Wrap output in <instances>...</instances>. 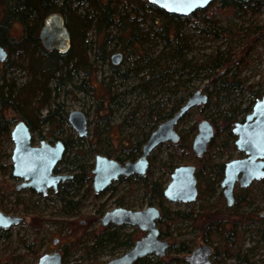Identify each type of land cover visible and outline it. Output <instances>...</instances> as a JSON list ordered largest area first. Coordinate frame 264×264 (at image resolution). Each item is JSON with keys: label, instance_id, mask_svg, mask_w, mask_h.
<instances>
[{"label": "rangeland", "instance_id": "obj_1", "mask_svg": "<svg viewBox=\"0 0 264 264\" xmlns=\"http://www.w3.org/2000/svg\"><path fill=\"white\" fill-rule=\"evenodd\" d=\"M140 1L144 2V0ZM147 4L156 7L148 2ZM144 9L145 12H141V17L138 18L141 22L142 48L146 46L159 52L166 45L154 35L152 30H155V26L151 20L159 18L153 10L146 7ZM211 10L209 12L212 15L210 14L211 17L206 22L209 21V25L217 23L222 26L223 30L220 28V31L223 35L217 37L212 28L198 21L186 22L182 34L183 37L189 38L190 36L191 39L190 51L186 50L187 59L192 63L200 62L204 56L216 54L218 48L228 50L233 55L235 64L229 67L227 77L233 76L232 79L241 85L240 88L222 91L224 87L221 85L217 87L218 79L215 80L216 87L213 84L210 85L213 81V73H199L191 75L192 78L187 83L185 93L180 91L177 97H168L159 90L156 92L154 90L143 91L138 80L132 77L127 80L122 79L112 70L110 56L116 52H121L125 56L119 66L120 72L133 67L136 59V54L131 50L124 53L115 44L119 33L114 24L108 30L107 37L104 35L99 38L106 52L104 54L103 51L102 58V52L98 51L95 43L96 35L91 30L85 39L92 43L91 50L87 52L89 66L85 68L86 70L78 69L77 73L72 75L65 84L59 83L55 86V82H52L48 85L49 93L46 96L45 105L39 109L32 120V144L37 146L41 140L49 144H54L57 140L67 142L68 148L63 154L62 161L56 167L58 173L73 176L82 169L85 175H90L89 181L77 185L71 182L63 192L61 191L63 182L59 183L56 191L51 189L47 191L45 195L47 199L44 200L37 192L32 193L23 189L17 195V199L15 185L20 180L11 175L10 156L13 144L9 134L1 135L0 204L6 211L16 208V214L10 215L23 216L26 220L6 229V233H2L3 229H0V262L4 263L8 260V264H36L39 256L53 251H58L62 256L63 243L74 240L79 235L83 237L84 233L99 234L103 231H110L112 228L103 227L99 218L104 212L116 207L132 210H140L147 206H155L159 209L163 207L170 214L173 211L189 212L190 215L194 214L193 218H196L195 214L201 213L199 210L201 204L207 201L217 207L221 212L219 216L225 219L224 222H229V224L225 223L228 229L231 230L233 222H236L235 233L239 235L236 237L235 251L225 252V246L216 247L218 242L216 240L210 242L208 236H206L207 242L204 241L195 219L173 220L170 218L164 219L161 225H157L161 237L169 243L165 255L163 257L151 255L145 264H157L159 258H163L164 264H186L182 259L183 253L177 252L179 242L189 243L192 246L191 250L200 244L209 245L212 249L213 264H264V218L262 217L264 214V183L255 185L252 183L250 195L245 196L246 201L235 207L233 212L227 210L226 204L218 198L221 187L216 175L200 174L203 201L195 199L189 203H172L164 197H157L150 191L155 183L162 184L163 188L166 186L170 180L168 172L170 168L186 164H192L195 169L198 168V164L186 160L187 152H184L182 147L176 149L169 142L163 143L148 156V168L143 176L136 178L135 175L128 177L127 180L118 178L106 190L99 193H95L92 189L90 170L93 167L95 155H110L113 159L117 155L125 156L129 145L132 146L131 150L139 146L140 151H134V157L127 160L135 161L140 155L144 137L151 127L146 114L152 104L165 102L169 107L175 98L182 97L184 102L196 90L205 94L213 91L219 95L220 92V97L215 98L214 96L206 104L192 108L177 123L176 129L182 136L183 143L191 144L197 132V124L202 120H208L220 130L217 134L218 141L214 145L215 149L210 151L213 156L212 165L244 156L236 148L222 149V144L226 140L228 145L233 144L232 140L229 141L223 119L230 118L232 122L241 121L252 109V93L257 90L261 96L264 94V8L254 15L246 14L240 18L233 15L232 11L218 8ZM146 30H149L147 35H145ZM255 30L256 32L253 33ZM13 34L20 35L18 27L13 30ZM167 49L165 48L166 51ZM6 61L9 62L8 65H5V61L0 62V76H3L7 83L14 81L17 86L27 80L25 71L20 67V64L25 63L17 55L8 56ZM184 78H189V75ZM260 95L258 98H261ZM56 108L58 111L50 121L46 123L39 121L47 112H53ZM74 110H80L86 116L87 135L85 137L79 138L67 121V115ZM0 115L10 118L7 111ZM16 121H18L17 117L10 124V131ZM121 143L128 145L124 147ZM81 154L84 155L81 156ZM177 157H183V159L180 160ZM55 193L63 197V200L78 201L77 211H72L63 201L55 198ZM234 194H241L238 192L237 185H235ZM23 207L27 210L26 214L21 212ZM237 214L252 215H249L247 220L238 222ZM32 216L36 218L34 224L40 223V227L38 225L34 228L29 226ZM122 226L124 227L117 231L119 240H124L126 234H132L133 239L143 235L137 228ZM84 238L82 245L90 246L95 241L93 237L90 238V235ZM55 239L57 242L53 244ZM82 245L74 251L73 249L66 251L64 264H104L128 249L111 243L99 245L96 250L85 253ZM230 248L232 250V246ZM233 254H238L239 262Z\"/></svg>", "mask_w": 264, "mask_h": 264}, {"label": "trees", "instance_id": "obj_2", "mask_svg": "<svg viewBox=\"0 0 264 264\" xmlns=\"http://www.w3.org/2000/svg\"><path fill=\"white\" fill-rule=\"evenodd\" d=\"M144 5L146 8L157 13L156 17L159 18L158 20L151 19L155 26V30H152L154 35L159 37V39H161L166 45L159 52H155L152 48L146 46L142 48L143 43L140 34L141 22L138 21V18L141 17V12H145ZM214 8L232 11L233 15L240 18L246 14L251 16L260 12V10L264 8V0L213 1L207 7L191 13L188 17L167 14L162 9L160 10L148 5L145 0L144 2H141L140 0H0V46L7 51V58L8 56L15 54L25 63L24 65L20 64V67L25 71L27 77V80L16 86L14 81L7 83L4 77L0 76V114L7 111L10 116V118H7L0 115V137L4 134H10L9 126L14 121L15 117H17L18 120L24 121L27 127L32 131L33 117H36L39 109L45 105L44 102L49 93L48 85L52 82H55V86H57V84L59 85V83L65 84L72 75L77 73L78 69L86 70L85 68L89 66L87 62V52L91 50L92 43L85 39L91 30H93L96 35L97 39L95 40V43L97 44L98 51L102 52V58L106 52L104 51V44L99 41V38H102L104 35L107 37V32L113 24L119 33L115 44H117L120 50L124 53L125 51L131 50L136 54V59L134 60L135 63L133 67L120 72L119 66L122 64L125 56L123 53L119 52L122 54V60L118 65H112V70L114 74L122 79L127 80L132 77L138 80L139 86L143 91L154 90V92H156L159 90L168 97H177L176 95L178 92L182 91L185 93V89L188 85L187 83L191 81V75L193 76V74L196 75L199 73H213L214 77L210 85L213 84V86L216 87L215 80L218 79L217 82L219 81V83L217 87L220 85L224 87L222 91L240 88L241 85L232 79L233 76L230 75V78L227 77L229 67H231L232 64H235V59L228 50H219L218 48L216 54L204 56L202 61L195 63L189 62L186 56V50L189 49L190 51L191 45L190 36L189 38H185L182 34L186 22H191L193 20L198 21L206 27L212 28L217 37L223 35L220 31V28L223 30L222 26L217 23L209 25V21L206 22V20H209L212 15L210 13L212 11L211 9L214 10ZM52 12H59L62 15L65 26L70 35L71 45L69 50L64 54L45 50L38 37L44 18ZM16 27H18L20 31V35L18 36L13 34V30ZM255 29L257 30L259 28ZM256 30L253 31V33H255ZM147 33H149V30L145 31V35H147ZM165 48H168L167 51ZM8 63L9 62L5 60V65H8ZM188 75L189 78H184ZM212 92L208 93L209 95L207 94V102L214 96L215 98L220 97V92L219 95L216 92H213L212 95ZM259 93L260 92L257 90L252 93L253 104L257 99H260L258 98L260 95ZM262 96H264V94H262ZM184 102L182 97L175 98V101H172L169 107H167L165 102H154L146 114L150 120L151 127L148 130L146 137H144L143 142L146 141L149 134L159 123L172 116ZM176 108L178 109L175 110ZM57 111L56 108L53 112H47V114L39 121L42 123L50 121ZM62 118L65 117L62 116ZM182 118L180 120H182ZM234 123L235 122H232L230 118L223 119L224 127L227 128V136L229 141H233V144L231 143L232 145H228V141L226 140L222 144V149L226 150L231 147L235 149V136L231 132ZM213 129V137L209 142L205 153L200 157L194 155L189 142L186 144L183 143L182 136L180 135L179 141L173 144L176 149L182 147L184 152H187L185 158L188 162L198 164V168L195 169L194 173L197 187L196 199L202 201L203 197L200 188V174L204 173L206 176L208 174L216 175L218 176V181L221 182L224 164L226 163L220 162L214 165L211 163L213 156H211L210 151L215 149L214 145L218 141L217 134H219L220 131L216 126H213ZM121 145L125 147L128 144L121 143ZM64 146L66 151L68 143L64 142ZM131 148L132 146L129 145L128 149H126L127 154L125 156L117 155L113 157V159L119 162H126L128 159L133 158V152H139L140 148L139 146H136L133 150H131ZM83 155L84 154H81V156ZM107 157L112 158L110 155H107ZM172 157H174V155H172ZM177 159L181 160L183 157H177ZM178 166L180 165L170 168L168 170L169 175ZM54 172L58 173L57 169H55ZM136 178L139 177L136 176ZM89 179L90 175H85L84 171L80 169L79 173L71 176V178L67 180L68 182L62 183L61 191L63 192L66 186L70 185L69 183L71 182L73 185H77L89 181ZM119 179L127 180L128 177H119ZM253 183L254 185L264 183V178ZM163 189L162 184L158 185L155 183L152 185L150 191L155 193L157 197L163 198ZM251 190V185L247 188L238 187V192L241 194H234L233 204L231 206L226 205L225 208L233 212L235 207L246 201L245 196L248 197ZM26 191L34 193L30 189H27ZM20 192H22V190L16 191V198ZM39 195L41 199H47V196ZM54 197L63 201L72 211H77L78 201L71 202L70 200H63L64 198L57 193L54 194ZM222 197L221 189L218 198L223 204H225ZM0 210L5 214H16L17 212L16 208L6 211L1 204ZM199 210H201V213L195 214L196 218H193V213L190 215L189 212L173 211L170 214L163 207H160V217L156 221V225H161L164 219L168 220L170 218L173 220L195 219L198 222L197 228L200 230L201 237L204 241L207 242L206 236H208L210 242L213 240L218 242L216 247H218V245L219 247L225 246V252L230 251V253H232L235 251L237 244L236 237L239 235L237 232L235 233L236 230L234 225L236 222H233L231 230L228 229L225 226V223L229 224V222H224L225 219L219 216L221 212L217 207L207 201L201 204ZM21 212L26 214V208L23 207ZM249 215L252 214H237V221L240 222L247 220ZM35 221L36 218L32 216L31 221H29V226L34 228V226L38 225V227H40V223H37L36 225L34 224ZM107 227L112 229L110 231H103L99 234H95L94 232L84 233V236L90 235V238L93 237L95 240L90 246L86 244L82 245L85 240L84 236L81 237L82 235H79L74 240L63 243V264L66 262L65 253L69 249H73L74 251L82 245L85 249V253H89L96 250L99 245H109L111 243H116L119 246L129 249L134 241L138 239H133L131 237L132 234H126L124 240H119L117 231L124 226L108 225ZM2 233H6V230H2ZM162 233L165 234L164 232ZM159 234L161 235L160 231ZM179 245V249H177L178 253H183V256L190 253L192 246L189 245V243L185 244L184 242H179ZM231 246L232 250L230 248ZM150 256L151 255L141 258L133 264H145L148 262ZM233 256L238 262L240 261L238 254H233ZM7 261L4 263L0 262V264H8ZM162 261L163 258H159L157 264H164Z\"/></svg>", "mask_w": 264, "mask_h": 264}, {"label": "water", "instance_id": "obj_3", "mask_svg": "<svg viewBox=\"0 0 264 264\" xmlns=\"http://www.w3.org/2000/svg\"><path fill=\"white\" fill-rule=\"evenodd\" d=\"M162 9L167 14L188 16L207 7L213 1L220 0H146ZM42 47L47 51L66 53L71 45L69 32L59 12L48 14L38 34ZM7 59V51L0 46V62ZM111 63L118 65L122 54L111 55ZM207 94L200 90L193 92L179 109L170 117L158 124L149 134L141 147L139 157L135 161L119 162L104 155H95L92 174V189L95 193L106 190L119 177L143 176L148 168V156L159 145L170 142L175 144L180 136L175 130L177 122L192 108L207 103ZM67 121L79 138L87 135V119L80 110L71 111ZM235 136L234 146L244 156L230 160L224 164L220 182L225 204L234 202V188H247L253 182L264 178V96L257 99L251 111L242 121L235 122L231 129ZM214 134L212 124L202 120L197 124V132L191 142V150L200 157L207 149ZM13 144L11 151V174L21 180L17 189L30 188L45 195L48 189L56 190L57 185L71 178L68 174L54 173L65 152L61 140L53 145L44 140L35 146L31 143V132L22 120H18L10 131ZM193 165H180L170 174V180L163 189V197L172 203H189L196 199L197 187ZM264 217V214L262 215ZM160 217L159 208L147 206L140 210L116 207L108 210L99 218L103 227L108 225H127L137 228L143 235L121 255L104 264H133L148 255L163 257L169 246L167 240L159 234L156 221ZM25 217L5 214L0 210V229L6 230L14 225L25 222ZM57 240L53 241L55 244ZM212 249L209 245L200 244L190 253L183 256L186 264H213ZM36 264H63L58 251L44 253L38 257Z\"/></svg>", "mask_w": 264, "mask_h": 264}, {"label": "flooded vegetation", "instance_id": "obj_4", "mask_svg": "<svg viewBox=\"0 0 264 264\" xmlns=\"http://www.w3.org/2000/svg\"><path fill=\"white\" fill-rule=\"evenodd\" d=\"M110 58H111V56H110ZM110 63H111V60H110ZM111 65H113V64L111 63ZM188 97H189V96H188ZM188 97H187V98H188ZM185 101H186V100H185ZM16 122H17V121H16ZM178 122H179V121H178ZM178 122H177V123H178ZM176 125H177V124H176ZM176 125H175V130L177 131V129H176ZM29 130H30V129H29ZM30 132H31V130H30ZM178 134H179V133H178ZM9 136H10V134H9ZM31 136H32V135H31ZM44 141H45V140H44ZM57 141H58V140H57ZM61 141H62V140H61ZM62 142H63V141H62ZM31 143H32V141H31ZM47 143H48V142H47ZM166 143H168V142H166ZM169 143H170V142H169ZM63 144H64V142H63ZM171 144H172V143H171ZM51 145H53V144H51ZM55 169H56V168H55ZM54 171H55V170H54ZM54 173H55V172H54ZM11 175H12V174H11ZM14 178H15V177H14ZM16 179H17V178H16ZM20 181H21V180H20ZM19 183H20V182H19ZM19 183H18V184H19ZM61 183H62V182H61ZM16 185H17V184H16ZM16 185H15V190H16V191H17V190H23V189H30V188H21V189H17V188H16ZM57 186H58V185H57ZM30 190H32V189H30ZM48 190H49V189H48ZM48 190H47V191H48ZM51 190H52V189H51ZM56 190H57V188H56ZM56 190H55V191H56ZM32 191H33V190H32ZM52 191H54V190H52ZM34 192H35V191H34ZM38 194H40V193H38ZM46 194H47V192H46ZM46 194H45V195H46ZM41 195H42V194H41ZM45 195H42V196H45ZM262 215H263V214H262Z\"/></svg>", "mask_w": 264, "mask_h": 264}]
</instances>
